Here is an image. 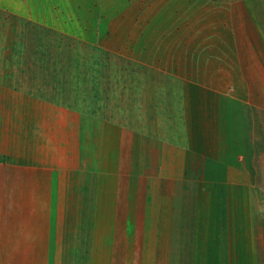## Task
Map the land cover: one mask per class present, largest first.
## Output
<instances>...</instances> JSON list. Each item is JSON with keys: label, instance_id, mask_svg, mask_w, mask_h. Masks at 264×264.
<instances>
[{"label": "crops", "instance_id": "1", "mask_svg": "<svg viewBox=\"0 0 264 264\" xmlns=\"http://www.w3.org/2000/svg\"><path fill=\"white\" fill-rule=\"evenodd\" d=\"M11 1L7 17L8 0L0 1V36L23 31L22 18L31 24L4 50L40 51L50 27L33 21V4L28 16L22 0ZM212 22L211 41L184 42L186 75L173 89L140 68L121 122L97 108L85 117L90 139L73 111L54 122L35 101L41 93L21 95L12 113L14 99L0 90V264H264V53L256 58L264 0H237L233 14ZM36 52L31 66L48 77V56ZM5 58L0 78L8 80L15 70ZM138 62L147 69L154 60ZM163 109L176 114L175 125ZM6 114L18 119L12 135L22 128L8 146Z\"/></svg>", "mask_w": 264, "mask_h": 264}, {"label": "rangeland", "instance_id": "2", "mask_svg": "<svg viewBox=\"0 0 264 264\" xmlns=\"http://www.w3.org/2000/svg\"><path fill=\"white\" fill-rule=\"evenodd\" d=\"M22 1L27 7V15L29 16L34 7L36 19L33 21H37V25L41 23L46 27L49 26L50 31L46 34L45 42L38 43V48L41 49L38 52L33 45L28 48L15 47L14 51L4 50L8 46L7 37H10V44L15 42L11 40L13 37H22L23 31L28 30L25 27L26 25L30 27L31 23L26 18L18 21L20 27H17L23 30L19 34L17 28H13L3 34L4 37L0 36V62L6 57L7 62L14 64L15 70L11 73L12 69H8L10 70L8 80L0 78V90L6 91L5 99H14L15 107L12 106L14 108L12 113L16 108L23 106L19 101L21 95L41 93L39 97H35L37 98L35 101L39 100L42 109L53 116L54 122L70 121L68 118L61 119L62 112L73 111L79 116L78 123L80 125L81 122L83 127L80 134L89 139L91 119L87 117L86 120L85 117L92 113V108L102 109L105 113L108 112L111 118L121 122L124 117V102L133 100L136 94L134 89L138 87L136 81L140 80L145 73H141L140 68L149 70L150 74L157 71L162 79L161 83L165 84L168 90L173 89V85L176 86L177 83L175 77L179 74L181 77L186 75L185 70L181 71L184 69L183 58L187 57L184 42L211 41L209 32L211 28L219 25L212 21L220 19L222 15H226V12L233 14L237 3V0ZM8 3L3 17L13 14L8 5L15 6L18 2L8 0ZM36 30L37 28L35 32ZM34 52L48 56L46 67L52 69L48 77L31 66ZM262 53L264 49L260 50L256 58ZM142 58L154 60L150 63V69L139 66L138 61ZM25 61L27 64L16 67V63ZM258 61L261 62L260 59ZM59 62L62 64L65 62L68 69L60 70ZM162 66H165L167 72L160 71ZM22 68H28V72ZM33 70L37 71L35 78L28 75L29 73L31 75ZM261 81L263 84L264 75ZM97 84H99L98 87L103 88L95 98L97 102L94 103L91 93ZM127 87L129 93H127ZM147 88L144 90L141 88L142 92H151ZM175 94L179 93H164V104L166 102L169 104V98ZM258 103L264 105L262 99H258ZM87 110L88 113H85ZM202 110V107L197 106L193 118L201 116ZM163 111L164 121L175 125L173 116L176 114L168 109ZM23 116L26 117L25 111ZM14 117V114L9 116L6 114L4 119L2 118L4 137L7 139L6 146L10 144L9 140L12 138H21L22 128L19 126H16L17 130L12 135L15 130V124L12 122ZM177 117L180 119L179 116ZM14 120L18 121L17 118ZM187 123L185 119L186 127ZM182 124L183 122L180 125ZM0 130L2 131V127ZM183 133L184 130H182L184 137L185 133ZM20 143L22 144V141ZM18 148L23 149L21 145ZM258 194L259 201L264 202V189H261Z\"/></svg>", "mask_w": 264, "mask_h": 264}]
</instances>
